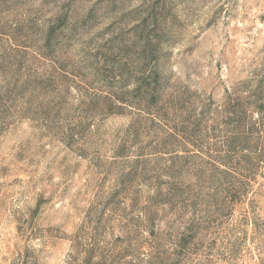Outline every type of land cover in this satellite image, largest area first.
I'll return each mask as SVG.
<instances>
[{
	"label": "rangeland",
	"instance_id": "obj_1",
	"mask_svg": "<svg viewBox=\"0 0 264 264\" xmlns=\"http://www.w3.org/2000/svg\"><path fill=\"white\" fill-rule=\"evenodd\" d=\"M264 0H0V264H264Z\"/></svg>",
	"mask_w": 264,
	"mask_h": 264
},
{
	"label": "trees",
	"instance_id": "obj_2",
	"mask_svg": "<svg viewBox=\"0 0 264 264\" xmlns=\"http://www.w3.org/2000/svg\"><path fill=\"white\" fill-rule=\"evenodd\" d=\"M264 83V82H263ZM263 86H264V84H263Z\"/></svg>",
	"mask_w": 264,
	"mask_h": 264
}]
</instances>
